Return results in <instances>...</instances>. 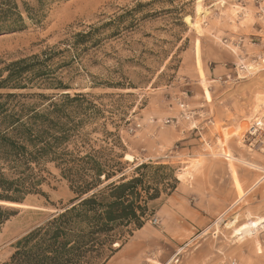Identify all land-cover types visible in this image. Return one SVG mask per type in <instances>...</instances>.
<instances>
[{
	"label": "rangeland",
	"instance_id": "obj_1",
	"mask_svg": "<svg viewBox=\"0 0 264 264\" xmlns=\"http://www.w3.org/2000/svg\"><path fill=\"white\" fill-rule=\"evenodd\" d=\"M14 1L25 26L0 35V85L19 60L46 52L49 61L26 89L0 88V101L83 95L71 110L83 123V141L68 146L73 158L123 156L126 176L142 164L167 168L148 171L150 195L160 194L106 264H264V227L235 233L264 225V0ZM25 7L39 9V23ZM237 65L249 71L237 78ZM7 163L0 152V167ZM31 167L41 193L10 206L18 214L2 229L0 264L76 198L53 163Z\"/></svg>",
	"mask_w": 264,
	"mask_h": 264
},
{
	"label": "trees",
	"instance_id": "obj_2",
	"mask_svg": "<svg viewBox=\"0 0 264 264\" xmlns=\"http://www.w3.org/2000/svg\"><path fill=\"white\" fill-rule=\"evenodd\" d=\"M36 1L42 8L55 0ZM39 12L25 7L28 18L37 23ZM24 24L18 4L14 0H0V35L21 30ZM48 61L45 52L13 63L0 88L14 82L13 89H26L27 85L22 83L43 77ZM41 98L46 102L14 101L16 95L0 101L1 114L11 111L3 118L6 133L0 134L1 155L9 159L5 168L0 167V235L6 223L18 214L8 204L23 205L27 195L41 193L38 187L43 179L33 172L32 163L37 167L42 160L53 163L71 184L76 198L18 240L10 260L1 264H106L113 245L131 235L132 227H143L149 201L160 194L156 189L150 195L151 189L146 187L148 171L158 174L167 168L142 164L132 176H126L123 156L109 158L102 151H93L73 158L68 146L83 141V123H75L76 112L71 110L80 108L83 95ZM105 183L108 184L101 189Z\"/></svg>",
	"mask_w": 264,
	"mask_h": 264
},
{
	"label": "bare ground",
	"instance_id": "obj_3",
	"mask_svg": "<svg viewBox=\"0 0 264 264\" xmlns=\"http://www.w3.org/2000/svg\"><path fill=\"white\" fill-rule=\"evenodd\" d=\"M84 1V0H83ZM247 124H249L247 122ZM247 127L246 124H242L240 127H239V131L237 132V134H241L243 133V131L245 130V128ZM254 132H256L255 128H253V132L252 134H254ZM236 134V135H237ZM243 135V134H242ZM125 159L128 160V161H132V157L130 155H125ZM8 205H11V206H15V207H27V206H24V205H18V204H8ZM258 227H264L263 224H261L260 222L258 221H254V222H250V223H247V224H243L241 225L239 228H236L235 229V233L239 236H242L244 237V235L246 234H250L252 232L255 231V229H257ZM242 239V238H241Z\"/></svg>",
	"mask_w": 264,
	"mask_h": 264
},
{
	"label": "built area",
	"instance_id": "obj_4",
	"mask_svg": "<svg viewBox=\"0 0 264 264\" xmlns=\"http://www.w3.org/2000/svg\"><path fill=\"white\" fill-rule=\"evenodd\" d=\"M262 64H264V60H262ZM249 70L244 66V65H240V66H236L235 67V74H236V77L237 78H240V74L241 73H244V72H248ZM230 78V77H229ZM186 108H189V106L187 105ZM186 110H189V109H186ZM189 112L188 114L185 115V119L188 120V121H191V119L194 118V114H192V112L190 111H187ZM158 221L157 219L154 220V223L156 224Z\"/></svg>",
	"mask_w": 264,
	"mask_h": 264
}]
</instances>
